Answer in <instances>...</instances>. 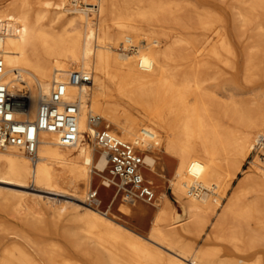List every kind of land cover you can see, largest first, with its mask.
Returning a JSON list of instances; mask_svg holds the SVG:
<instances>
[{"label":"bare ground","instance_id":"obj_1","mask_svg":"<svg viewBox=\"0 0 264 264\" xmlns=\"http://www.w3.org/2000/svg\"><path fill=\"white\" fill-rule=\"evenodd\" d=\"M0 34L4 81L26 102L18 118L35 119L54 82L72 71L92 75L66 89L79 102L76 136L42 132L35 160L0 149V183L21 197L13 213L42 222L51 211L55 226L67 216L74 250L0 222V232L35 247L7 239L0 264H264V173L256 159L243 167L264 133V87L255 91L264 81V0H0ZM241 55L243 85L219 91L216 79L225 68L238 73ZM91 114L137 148L176 156L168 180L181 212L164 190L155 207L114 197L121 212L153 217L147 235L88 200L98 187L110 202L115 183L105 152L87 142ZM142 155L156 169L157 159ZM196 185L212 196L192 194ZM213 215L204 245L182 239L200 237Z\"/></svg>","mask_w":264,"mask_h":264},{"label":"built area","instance_id":"obj_2","mask_svg":"<svg viewBox=\"0 0 264 264\" xmlns=\"http://www.w3.org/2000/svg\"><path fill=\"white\" fill-rule=\"evenodd\" d=\"M1 50L0 34V53ZM4 74V60L0 56V149L18 147L35 160L42 132H61L69 136H76L79 133V102L67 99L65 93L68 84L76 86L90 84L92 80L90 72L72 71L67 82L55 81L49 95L41 100L35 119L15 116V110L25 108L26 102L14 100L8 84L4 81ZM100 120V115H90V123L94 127L98 126ZM93 138L95 145L108 157L109 173L114 180H118L119 189H123L126 200L132 204L138 201L156 203L154 184L144 174L145 159L136 145L122 138L108 125L102 129L96 128ZM251 159L259 162L264 173V133L257 137ZM190 190L192 194L204 192V189L197 185L190 187ZM97 194V190H90L88 200L99 204Z\"/></svg>","mask_w":264,"mask_h":264},{"label":"rangeland","instance_id":"obj_3","mask_svg":"<svg viewBox=\"0 0 264 264\" xmlns=\"http://www.w3.org/2000/svg\"><path fill=\"white\" fill-rule=\"evenodd\" d=\"M83 1V0H82ZM230 20L232 21V15H230ZM244 43H249L248 35L250 33L244 34ZM242 50V48H240ZM245 56V55H244ZM244 56L241 55V62L239 64V70L238 73L230 72L231 70L228 68H225L224 74L219 75V77L216 79L217 84H219V91H227L231 87L232 82L235 84H242L243 85V80H242V73H243V68H244ZM264 87V81H262L260 84H258L255 88L256 90H260ZM227 88V89H226ZM249 88H243L238 91H248ZM244 99L248 101V98L251 97L249 94L243 95L242 96ZM22 100V99H17ZM96 128L102 129L104 128V125H99ZM112 129V128H111ZM87 142L91 144L92 146H95L94 140L86 134ZM98 148V147H97ZM138 151L141 154L144 153H149L152 156H154L157 159V166L156 169L150 170L147 166H144L143 171L147 179H151V181H154V187L156 192L160 190H164L167 194L168 197L171 201L172 206L174 207L175 211H182L180 203L176 200L175 196L172 194V188L169 186V180L168 178L171 176L173 167H174V161L176 159L175 155L168 154L166 155L163 151L162 148H156V149H141L138 148ZM27 154V153H26ZM251 161V154L248 157V159L245 161L244 168H248L250 165ZM109 170V168H108ZM152 173L155 177L156 180L152 178L150 175ZM163 174V175H161ZM243 174L239 173L238 176L231 182L230 187L227 191V194L225 195V198L222 199V202H226L228 195L233 191L234 186L238 183V178L242 177ZM98 178L100 179L99 184H101V180L104 178L101 175H98ZM30 185L33 187V183L31 182ZM95 190H99L97 194L98 200H100L102 203L99 202V205H101L105 210H108L109 212H112L116 215L121 216V218L124 221V224L127 228L130 230L142 234V235H147L148 231L151 227V224L153 222V217L150 216L148 213L143 214L141 217H139L135 213H123L120 211V206L117 205L114 202V197L115 196H124L123 189H119V182L117 179H115V183H112L111 186V191L113 193V197L110 200V202H105L102 196V192L98 187H93ZM19 190L18 187L8 185V184H2L0 183V222L7 223L8 225H11L15 228H18L19 230L23 231L26 235H28L31 240H37L40 242H43L44 244H58L60 245L65 251L67 252H72L73 245V232H74V226L71 224L67 223V216L62 217V219L58 222V225L55 226L51 211H47L44 217V220L42 222H38L36 219H33L32 217L28 218H21L17 215H15L12 211V207L14 204H16L20 199V194L17 192ZM204 192H208L210 196H212V192L209 191L208 189H204ZM156 193V194H157ZM158 195V194H157ZM58 199H61L62 197L57 196ZM31 201V200H30ZM59 202V201H58ZM157 203L160 202L158 200L157 196ZM143 205V206H151L155 207L154 204H149L143 201H138L135 204H132L128 202V205L131 207H136L137 205ZM222 207H219L218 211L221 210ZM216 219V215L211 216V220L209 222V225L206 227L205 232L200 236V237H193L189 235L183 236L184 241H189L192 242L195 247H201L206 243L208 233L211 231V221ZM15 235L12 234H7L0 232V257H1V245L8 241L9 239H17L20 241L21 244L26 246V248L30 252H35V247L32 246L29 242H26L24 239L21 237H12ZM8 239V240H7Z\"/></svg>","mask_w":264,"mask_h":264}]
</instances>
